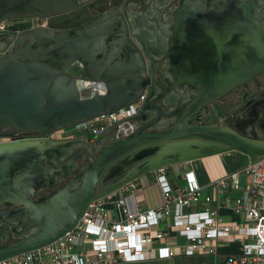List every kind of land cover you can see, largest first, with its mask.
<instances>
[{"label":"water","instance_id":"1","mask_svg":"<svg viewBox=\"0 0 264 264\" xmlns=\"http://www.w3.org/2000/svg\"><path fill=\"white\" fill-rule=\"evenodd\" d=\"M6 1L0 0V22L32 16L44 26L0 34V128L36 136L0 143V207L8 208L0 221L11 219L15 236L0 243V262L56 242L91 203L159 169L230 152L249 165L264 158V121L260 127L250 119L261 114L242 112L233 126L191 121L212 104L217 110L238 105L243 111L252 101L264 107L262 0H181L170 25L169 87L156 79L153 58L145 61L140 24L125 15V4L137 0H73L60 10L45 6L62 0H18L38 7L16 12H8ZM185 88L192 92L187 100L167 101L170 91ZM142 94L126 120L140 126L122 138L119 124L91 141L45 137ZM103 142L95 155L80 147Z\"/></svg>","mask_w":264,"mask_h":264},{"label":"built area","instance_id":"2","mask_svg":"<svg viewBox=\"0 0 264 264\" xmlns=\"http://www.w3.org/2000/svg\"><path fill=\"white\" fill-rule=\"evenodd\" d=\"M2 27V26H1ZM145 94L132 104L102 114L71 129L51 131V139L96 136L119 124L118 138L133 129L126 122L136 114ZM162 202L145 211L135 208L125 188L97 200L75 226L56 242L1 261L0 264H116L214 255L224 244L237 243V251L215 264H264V158L254 165L201 185L193 172L173 187L165 169L155 172ZM240 177L244 181H240ZM109 206L115 216L109 214ZM174 237H181L178 244Z\"/></svg>","mask_w":264,"mask_h":264},{"label":"flooded vegetation","instance_id":"3","mask_svg":"<svg viewBox=\"0 0 264 264\" xmlns=\"http://www.w3.org/2000/svg\"><path fill=\"white\" fill-rule=\"evenodd\" d=\"M119 0H113L116 3ZM181 0H137L135 4H140L142 6L143 14L151 20V24H142V28H140V32L137 34L142 38L138 43L141 45L142 49L144 50V58L145 61L149 64V56L153 58L155 65H154V74H156V79L158 82L168 87L171 85L172 82V72L170 71V67L168 65L169 55L167 53L168 49L170 48L171 41H170V25L174 21V12L178 8L179 3ZM214 3H221L223 1L228 0H211ZM263 1V8H264V0ZM131 3H127L124 6L125 15L126 17L131 18L132 20H136L133 16L134 6ZM2 26V27H1ZM36 26H44V21L39 20L38 18H34L30 16L29 18L19 19V18H11L10 22H0V34L2 32L11 31V32H18L21 30H27L34 28ZM192 55H194L195 50L191 48ZM191 55V54H190ZM147 74V73H146ZM264 74V73H261ZM165 84V85H164ZM243 86L238 87L233 93L242 90ZM157 91V90H156ZM171 92V91H170ZM165 95L168 97V102L172 101L169 97L174 96L175 103H179L180 101L187 100L190 95L191 91L187 88L183 90H179L178 92L172 91L171 93ZM158 93V92H157ZM176 94V95H175ZM249 104V103H248ZM215 104L210 106H206L192 118V122L197 124H209V123H220L221 125H228L233 126L237 121V117L243 111H240V107L238 105H233L227 109H220L217 110L214 108ZM249 106V105H248ZM246 106L244 112L247 113L252 112V108ZM166 111L169 110V107H165ZM202 112H206V116H209L211 120L205 121ZM243 112V113H244ZM132 129L134 130L137 126H140V123L131 122ZM36 137L33 133H25L22 131H17L12 127L8 128H0V143L8 142V141H17L23 140L27 138ZM95 136H80V138L91 141L92 138ZM78 138V137H76ZM106 142V141H105ZM93 145L92 147L80 146L81 148H85L88 152L92 155H95L98 150L104 145V143ZM78 148L73 150L77 151ZM78 155H82V151L78 152ZM86 158L81 160V162H85ZM72 178V175L68 176L67 178L60 177L59 185L66 183L68 180ZM112 181H105L104 184L110 185ZM50 189L46 188L45 193L49 192ZM8 208L0 207V214L6 212ZM11 219L7 218L6 220L0 221V243L5 241L14 240L15 236L14 233L10 231V224ZM28 229L24 228V231Z\"/></svg>","mask_w":264,"mask_h":264},{"label":"crops","instance_id":"4","mask_svg":"<svg viewBox=\"0 0 264 264\" xmlns=\"http://www.w3.org/2000/svg\"><path fill=\"white\" fill-rule=\"evenodd\" d=\"M18 0H7L6 1V7L8 8V12H16L17 10L25 9V10H31V9H37L38 6L32 5L30 3H23L19 4L17 3ZM73 0H62L60 3H47L45 6L49 10H60L62 8H67L71 5V2ZM139 1V0H138ZM23 2H27V0H24ZM135 8L133 10V16L136 19L137 23L140 24L142 28V24H151V20H148V18L143 14L142 6L139 4H135V2L131 3ZM27 12H35V11H27ZM129 21L132 24H135V22L129 18ZM176 95V94H175ZM256 101H252L251 103L247 104L246 106L252 108V112H257L261 115L254 117L252 116L250 119H253L254 125H258L262 127V122L264 121V107L262 105L255 104ZM244 112V110H243ZM244 118V117H243ZM261 122V123H260ZM234 153V152H233ZM244 164L241 163L238 156H233V154L226 153L218 156H213L201 160H197L191 163L187 164H181L177 166H173L170 168H165L166 171V177L168 181L171 183L173 187L177 185H181L183 183V176L186 172H193L195 178L201 185L208 184L209 182L224 176L228 173L234 172L238 170L240 167H242ZM125 195H132V199L134 201L135 208L141 211H145L147 209H151L156 207L162 202V195L160 192V189L155 181V176H144L140 178L138 181L133 182L132 184H129L127 187H125ZM109 214L115 216V212L111 206H109ZM178 244H184L185 240L181 237H174V240ZM238 244L237 243H230V244H224L218 248V255L217 258H215L214 255H202V256H194L192 257H186L182 255H176L172 258L165 259V260H149V261H143L139 263H116V264H160V262H168L170 260L174 261V264H177V262L182 259H202L206 257H213L214 258V264L217 262V259L220 260V256L223 258L225 255L234 253L237 251ZM222 248L223 253H220V249Z\"/></svg>","mask_w":264,"mask_h":264},{"label":"rangeland","instance_id":"5","mask_svg":"<svg viewBox=\"0 0 264 264\" xmlns=\"http://www.w3.org/2000/svg\"><path fill=\"white\" fill-rule=\"evenodd\" d=\"M202 114H203V117L205 118V121L211 120L209 116H206V112H202ZM68 129H71V128H68ZM231 154H233V156H235V155L238 156L242 164L245 165L247 163V160H246V158L243 155L238 154L236 152H234V153L231 152ZM240 181L243 182L244 178L240 177ZM219 251H220L219 254L223 253L222 248ZM187 258L182 259V260L179 259L177 264H214V258L213 257H206V258H202V259H190V260L187 259ZM219 258H222V257L220 256ZM147 264H152V263H147ZM160 264H167V263L166 262H160ZM168 264H174V261L170 260L168 262Z\"/></svg>","mask_w":264,"mask_h":264}]
</instances>
